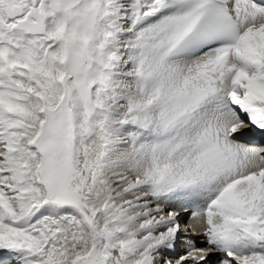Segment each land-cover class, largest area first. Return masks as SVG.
<instances>
[{
	"label": "snow or ice",
	"instance_id": "6c2138e0",
	"mask_svg": "<svg viewBox=\"0 0 264 264\" xmlns=\"http://www.w3.org/2000/svg\"><path fill=\"white\" fill-rule=\"evenodd\" d=\"M0 264H264V0H0Z\"/></svg>",
	"mask_w": 264,
	"mask_h": 264
},
{
	"label": "bare ground",
	"instance_id": "6f19581e",
	"mask_svg": "<svg viewBox=\"0 0 264 264\" xmlns=\"http://www.w3.org/2000/svg\"><path fill=\"white\" fill-rule=\"evenodd\" d=\"M187 214H188V213L183 214V215L181 216V222H182V223H184V220L186 219V217H188ZM188 224H189V223H188ZM189 234H190V233H189ZM190 235L193 236V234H190ZM193 238L196 240V242H197L198 245H202V244H203V241H200V239H202L203 237H202L199 233H195V235H194Z\"/></svg>",
	"mask_w": 264,
	"mask_h": 264
},
{
	"label": "rangeland",
	"instance_id": "374dc122",
	"mask_svg": "<svg viewBox=\"0 0 264 264\" xmlns=\"http://www.w3.org/2000/svg\"><path fill=\"white\" fill-rule=\"evenodd\" d=\"M186 219H187V217H186ZM186 219H185V220H186ZM185 220H184V221H185Z\"/></svg>",
	"mask_w": 264,
	"mask_h": 264
}]
</instances>
